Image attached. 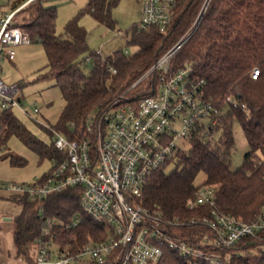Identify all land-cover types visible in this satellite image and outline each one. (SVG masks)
<instances>
[{
	"label": "trees",
	"instance_id": "trees-1",
	"mask_svg": "<svg viewBox=\"0 0 264 264\" xmlns=\"http://www.w3.org/2000/svg\"><path fill=\"white\" fill-rule=\"evenodd\" d=\"M24 2L15 0L12 8H18ZM119 2L89 0L79 16L68 21L62 33L57 32V8L47 5L46 0L32 1L14 14L13 24L27 32L33 42L43 45L49 71L40 78H56L65 101L52 129L70 139L76 138L82 134L90 114L115 101L137 104L154 94L158 88L157 71L138 84L136 82L176 43L185 40L171 60V70L192 63L193 76L205 81L207 95L224 110L222 125L214 129L211 140L197 134L189 148L179 154L178 162L170 172H166V168L155 170L143 188L140 202L160 210L168 219L195 218V223L181 226V235L196 245L204 235H214V231L199 220L209 212L208 208L188 206L202 185L196 184V178L204 172L207 178L203 184L215 185L218 210L252 221L264 201V0H178L165 32L155 26L140 28L135 24L126 30V34L128 43L138 46L136 52L128 55L117 50L103 56L89 47L87 30L80 24L79 17L89 13L101 24L115 28L113 9ZM87 57L90 61H86ZM254 69H259L257 78L251 75ZM234 121L241 124L249 144L243 163L237 168L231 166ZM52 129L48 130L52 142L47 144L37 139L14 111H6L0 117V150L15 135L34 147L42 157L50 161L59 158L61 155L54 146ZM218 133L216 140L214 137ZM10 157L13 164L24 163L21 158ZM81 193L82 187L70 186L50 193L41 202L32 201L25 195H9V200L22 207L13 217L15 255L19 260L25 258L28 264L33 262V244L47 216L64 222L80 216L77 226L56 229L58 242L71 245L72 250L106 235L107 228L82 210ZM41 206L44 208L42 213ZM262 245L264 232L257 237H243L234 246L215 249L223 256L229 255L228 264H264ZM197 263L206 264L200 259L185 258L168 246L164 247L159 262Z\"/></svg>",
	"mask_w": 264,
	"mask_h": 264
},
{
	"label": "built area",
	"instance_id": "built-area-1",
	"mask_svg": "<svg viewBox=\"0 0 264 264\" xmlns=\"http://www.w3.org/2000/svg\"><path fill=\"white\" fill-rule=\"evenodd\" d=\"M32 1L35 0H25L0 20V65L4 58H15V47L33 42L27 32L13 24L14 14ZM139 1V27L155 26L165 32L178 0ZM184 42L176 43L136 82L157 71L158 88L154 94L137 104L115 101L90 114L82 136L73 139L51 127L54 146L61 157L51 160L50 170L32 181L0 182V192L25 195L37 202L50 193L80 186L82 210L107 228L103 238L72 250L71 245L58 242L56 229L77 226L80 216L68 222L47 216L34 241L31 264H159L167 246L185 258L228 264L229 255L223 256L216 249L234 246L243 237H257L264 232V201L257 217L245 221L218 210L215 185L211 184L200 185L188 203L190 208H208L209 212L199 220L214 231L212 237L204 235L196 245L181 235V226L195 223V218L168 219L160 210L140 202L143 188L155 170L175 165L197 134L211 140L214 129L222 125L224 110L207 95L205 81L193 76L192 63L171 70V60ZM251 75L257 78L259 69ZM21 92L20 85L7 84L0 77V117L6 111H20L29 117L40 113L39 103L26 102ZM40 211L44 212L43 206Z\"/></svg>",
	"mask_w": 264,
	"mask_h": 264
},
{
	"label": "rangeland",
	"instance_id": "rangeland-1",
	"mask_svg": "<svg viewBox=\"0 0 264 264\" xmlns=\"http://www.w3.org/2000/svg\"><path fill=\"white\" fill-rule=\"evenodd\" d=\"M89 0H46L47 5L57 8V32L62 33L69 20L79 16ZM6 4L8 0H0ZM7 10V9H6ZM142 16V3L139 0H120L113 9V17L117 22L115 28H109L98 22L91 14L82 13L79 17L80 24L87 30L88 44L91 50L103 56L112 55L117 50H123L132 55L138 49L136 45L128 43L129 36L126 30L138 24ZM16 55L11 61L4 58L0 65V77L7 84H24L21 87V96L26 102H38L40 113L29 117L16 111L20 121L36 136L37 139L51 144L52 138L48 133L52 125L60 117L65 101L61 90L54 77L40 78L46 74L47 56L43 45L34 41L30 44L15 47ZM90 69V65L88 67ZM88 70V69H86ZM235 145L232 150V168L239 167L244 160V155L249 150L241 124L233 123ZM219 133L215 135L217 140ZM8 154L6 157L4 155ZM10 155L23 160V164H13ZM174 165L166 168L170 172ZM51 161L32 146L26 144L19 137L13 135L8 139L7 146L0 150V182L32 181L42 177L50 170ZM207 176L204 172L198 174L196 184H203ZM9 194L0 192V263L3 264H28L25 258L19 260L16 255V246L13 237V217L18 215L22 207L8 199Z\"/></svg>",
	"mask_w": 264,
	"mask_h": 264
},
{
	"label": "crops",
	"instance_id": "crops-1",
	"mask_svg": "<svg viewBox=\"0 0 264 264\" xmlns=\"http://www.w3.org/2000/svg\"><path fill=\"white\" fill-rule=\"evenodd\" d=\"M14 1L15 0H8V3L6 4V6H4V4L0 3V20L9 14H12L17 9V8H15V9L12 8V4ZM3 263L4 262H1L0 264H3Z\"/></svg>",
	"mask_w": 264,
	"mask_h": 264
}]
</instances>
